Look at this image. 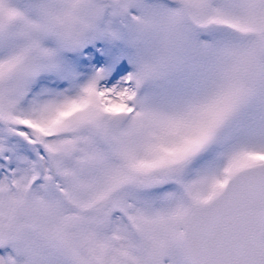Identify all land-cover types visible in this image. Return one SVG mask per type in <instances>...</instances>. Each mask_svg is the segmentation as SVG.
Wrapping results in <instances>:
<instances>
[{
    "label": "snow or ice",
    "instance_id": "obj_1",
    "mask_svg": "<svg viewBox=\"0 0 264 264\" xmlns=\"http://www.w3.org/2000/svg\"><path fill=\"white\" fill-rule=\"evenodd\" d=\"M0 264H264V0H0Z\"/></svg>",
    "mask_w": 264,
    "mask_h": 264
}]
</instances>
